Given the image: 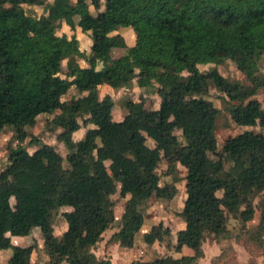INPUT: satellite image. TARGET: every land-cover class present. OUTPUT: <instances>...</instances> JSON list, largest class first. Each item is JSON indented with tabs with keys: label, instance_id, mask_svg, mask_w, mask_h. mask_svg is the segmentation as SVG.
Listing matches in <instances>:
<instances>
[{
	"label": "trees",
	"instance_id": "1",
	"mask_svg": "<svg viewBox=\"0 0 264 264\" xmlns=\"http://www.w3.org/2000/svg\"><path fill=\"white\" fill-rule=\"evenodd\" d=\"M109 3L0 0V128L10 126L15 139L5 145L8 177L0 179V249L8 246L6 231L26 235L38 227L46 264H110L92 248L114 220L111 194L118 185L125 199L107 241L130 245L147 199L176 194L173 181L159 182L156 167L162 151L181 149L174 133L179 130L189 181L180 213L184 225L175 233L173 249L187 247L190 253L130 264H197L205 235L226 237L227 215L248 220L249 195L264 190V134L242 130L217 148L219 108L202 96L213 87L222 93V108L233 123L264 127V107L254 97L264 87L258 65L264 54V0H116L114 21L131 27V45L111 33ZM23 4L41 10L34 16ZM61 23L88 32L87 66L76 60L84 54L75 36L58 33ZM114 49L122 51L114 54ZM219 52L234 61L247 82L215 67L198 68L213 63ZM132 78L138 86L154 88L158 107L145 109L141 96L127 98L126 112L114 120L111 101L98 96L97 86H125ZM69 88L78 94L61 99ZM41 113H52L46 120L51 127L73 124L67 130L98 123L75 140L60 135L64 157L33 135L28 144L35 147L28 151L21 142L28 134L25 126ZM96 138L106 165L94 154ZM61 206L71 209L62 212L65 228L57 236L52 215ZM33 248L34 243L22 246L4 264H28Z\"/></svg>",
	"mask_w": 264,
	"mask_h": 264
},
{
	"label": "rangeland",
	"instance_id": "2",
	"mask_svg": "<svg viewBox=\"0 0 264 264\" xmlns=\"http://www.w3.org/2000/svg\"><path fill=\"white\" fill-rule=\"evenodd\" d=\"M115 6L116 0H112V3H109L111 13L107 19L112 25L117 26L114 21V18L117 16ZM23 7L28 13H32L34 16L38 15L41 10V5H33L30 7L23 5ZM76 32L78 35V46L80 49H83L85 58H87L89 56V48L87 46L88 32L79 34L78 29H76ZM117 51L119 49H114L113 53L117 54ZM85 63L87 65V61ZM258 65L260 71L264 73V54L259 56ZM99 66L100 61L98 60L96 61L95 68ZM210 67H215L223 76L247 82L243 74L236 68L234 61L227 58L223 53L219 52L213 63L198 64V68L202 71ZM112 89L107 88L105 90L101 88L100 93L103 94L102 97L105 96L110 101L112 100L114 112H121L123 109L124 111L126 110L124 100L127 97L137 99L141 96V93L132 89L131 86H119ZM143 90L146 95L144 97V108L148 109L153 106L156 94L152 86L149 88L144 87ZM77 94L74 89L70 88L61 96V99H68ZM221 95L222 93L213 87H209L207 92L202 95L211 100L213 105L219 108V112L214 121V135L217 148L221 146L227 136L236 134L242 130L260 131L264 134V127L233 123L228 113L222 108ZM254 97L259 101L260 106L264 107V87L258 88ZM51 116L52 113L36 115L32 123L25 126L28 134L21 142L26 146L28 151H31L35 145H29L28 138L30 135L37 136L40 140L51 143L57 152L64 157L66 148L59 139L60 135L67 136L69 133V139L75 140L80 135V129L72 128L71 130H67L66 127L73 126L70 123L51 127L49 124H46V120ZM161 117L164 118V116ZM79 122L81 121L79 120ZM97 123L96 120H92L82 127H93ZM66 130L67 133H65ZM13 133L14 130L8 125L0 128V179H6L8 177L5 168L7 162L5 145L6 143L13 144L15 142ZM174 133H176L183 144L184 141L180 135V131L174 130ZM145 139V142L148 144L147 138ZM95 142L99 143L97 138ZM182 147H185V144L179 150L162 151L160 162L156 167V172L159 174V182L173 181L176 187V194L172 198L158 199L155 196H150L147 199L143 222L130 245H119L116 242L107 241L109 234L116 229L121 205L125 199V196H120V189L117 185L115 192L111 194L114 202V220L109 227L103 230L101 239L92 248V251L97 257L108 258L110 264H130L131 261L144 263L154 256L163 254H171L176 257L186 255L185 248L180 251H174L173 249L175 233L183 225V218L180 213L183 196L185 195V189L189 181L185 170L186 152H182L184 151ZM94 154L100 157L105 165L107 164V159L103 157L99 144H96L94 147ZM62 163L64 166L66 165L65 160ZM217 193L219 194V192ZM249 198L253 207L251 217L246 221H242L237 216L228 214L226 217L228 235L226 237H214L207 233L201 243L203 255L198 259L197 264H264V190L251 193ZM10 202L13 204L15 199H11ZM68 209H71V207L61 206L52 215L53 231L57 236L65 227L62 212ZM23 236L19 235L21 238H18L17 242H14L10 249L5 248L3 252H0V264L4 263V252H9L8 254L10 255L13 251L29 243H34V248L30 254L28 264H46L47 255L42 245V237L39 229L34 227L27 235Z\"/></svg>",
	"mask_w": 264,
	"mask_h": 264
},
{
	"label": "crops",
	"instance_id": "3",
	"mask_svg": "<svg viewBox=\"0 0 264 264\" xmlns=\"http://www.w3.org/2000/svg\"><path fill=\"white\" fill-rule=\"evenodd\" d=\"M23 5H25V4H23ZM22 5V6H23ZM26 6V5H25ZM28 7V6H27ZM40 12V11H39ZM39 14V13H38ZM76 29H78V33L79 34H83V32L79 29V27L77 26V25H73L72 26V28H70V27H68V25H66L65 23H61V25H60V27H59V29H58V33L59 32H64V33H66L68 36L69 35H74L75 36V38L77 39V41H78V35H77V32H76ZM112 34H118L119 36H121L122 37V39L125 41V43L127 44V45H131V44H133V42H134V33H133V31H132V29H131V27H129V26H119V25H117V26H114L113 27V30H112V32H111ZM89 45H90V38H89V36H88V44H87V46H88V48H89ZM79 47V46H78ZM80 49V48H79ZM82 52H83V54H84V51H83V49H80ZM114 51V50H113ZM122 50L120 49L119 51H117L118 53L119 52H121ZM117 53V54H118ZM76 60L78 61V63H79V65H81V66H87L86 65V59H85V54H84V56L83 57H81V58H76ZM131 86V88L132 89H135V90H137V92H140L141 93V96H142V98H143V105H144V101H145V99H144V97L146 96L145 94H144V90H143V88L145 87V86H138L137 84H136V80H135V78H132L131 79V81H130V83L128 84V85H125V87H130ZM114 87H119V86H112V85H110V84H107V83H102V84H99L98 86H97V94H98V96L99 97H102V95L103 94H101L100 93V89L101 88H103V89H114ZM121 87V86H120ZM148 88L150 87V86H147ZM146 88V87H145ZM70 89V88H69ZM68 89V90H69ZM73 89V88H72ZM112 89V90H113ZM154 93L156 94V92H155V90H154ZM156 96V99H155V102H154V104H153V106H151V107H149V108H157L158 107V104H159V97H158V95L156 94L155 95ZM127 98H129V97H127ZM126 98V99H127ZM130 99H132V98H130ZM138 99V98H137ZM137 99H132V100H137ZM112 100H111V106H110V110H111V117H112V119H114V120H119V119H121L122 118V116H123V114L126 112V110L124 111V109L121 111V112H114L113 111V107H112ZM83 128V129H82ZM78 129H80V135H79V137L82 135V133H83V130H84V127H82V126H80V127H78ZM78 129H76V130H78ZM78 137V138H79ZM77 138V139H78ZM147 140H148V144L145 142L146 141V139L144 140V142L147 144V145H152V140L151 139H149V138H147ZM97 143V142H96ZM51 144V143H50ZM97 144H99V143H97ZM184 144V143H183ZM182 144V145H183ZM34 148V147H33ZM186 170V169H185ZM174 185H175V183H174ZM175 195V194H174ZM173 195V196H174ZM172 196V197H173ZM185 196V195H184ZM184 196H183V198H184ZM171 197V198H172ZM11 199H13L12 197L10 198V200ZM158 199H160V198H158ZM70 207V206H69ZM68 210H70V209H68ZM64 224H65V221H64ZM183 225H184V221H183ZM183 225H182V227H183ZM141 227V226H140ZM182 227H180V228H182ZM32 228H34V227H32ZM32 228H31V230H32ZM36 228H38V227H36ZM65 228V227H64ZM30 230V231H31ZM140 230V229H139ZM55 234V233H54ZM136 234V233H135ZM27 235V234H26ZM110 235V234H109ZM25 236V235H24ZM23 236V237H24ZM136 235H134V237H135ZM4 238H6V240L8 241V246L7 247H5V248H7V249H10V247L12 246V244H14V242H17V239L18 238H21V237H19V235H16V234H11V233H9L8 234V231H6L5 233H4ZM27 245V244H26ZM5 248H1L0 249V252L2 251L3 252V249H5ZM183 248H185L184 250L187 252L186 254H189L190 253V250L187 248V247H182L181 249H183ZM7 251V250H6ZM9 251V250H8ZM9 252H4V254H5V260H4V263H5V261H6V259H7V257L9 256V254H8ZM8 254V255H7ZM4 263H2V264H4Z\"/></svg>",
	"mask_w": 264,
	"mask_h": 264
}]
</instances>
